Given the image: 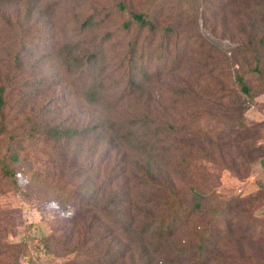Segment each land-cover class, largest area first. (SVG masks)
Wrapping results in <instances>:
<instances>
[{
	"label": "rangeland",
	"instance_id": "obj_1",
	"mask_svg": "<svg viewBox=\"0 0 264 264\" xmlns=\"http://www.w3.org/2000/svg\"><path fill=\"white\" fill-rule=\"evenodd\" d=\"M6 2L0 1V242L14 248L0 252V264H141L125 227L114 222L112 233L109 222L127 204L107 205L112 195L125 200L130 191L135 200L143 192L146 157L130 131V120L143 114L175 127L151 141L162 156V146L171 147L160 163L171 189L206 196L205 211L176 227L153 264L263 263L264 57L257 65L252 55L234 52L248 39L247 18L217 16L223 0H206L207 24L194 18L202 0ZM246 2L264 37V0ZM130 11L149 12L156 29H140ZM132 41L136 64L128 55ZM130 73L143 79L141 92H129ZM85 126L96 130L72 139L47 133ZM90 203L94 217L81 218Z\"/></svg>",
	"mask_w": 264,
	"mask_h": 264
},
{
	"label": "trees",
	"instance_id": "obj_2",
	"mask_svg": "<svg viewBox=\"0 0 264 264\" xmlns=\"http://www.w3.org/2000/svg\"><path fill=\"white\" fill-rule=\"evenodd\" d=\"M0 1H7L6 3H8L15 0ZM236 1L238 0H226V2L223 0V2H221V4L224 3L223 6L219 7L221 8V11L216 15H222V19H231L233 21H242L243 17L247 18L244 30L247 29V26L250 28V31L247 33L248 39L235 49V56L252 55L256 60V64L259 65L264 57V37L259 38V32L256 29L257 25L260 24L256 22L257 18L252 19L250 17V13L253 11L249 2H246L248 0H243L246 2L245 5L240 8L239 12H234L232 8L235 7ZM201 4L202 5L195 10L194 18L197 21V18L201 15L204 19V24H207L206 19L208 14H211V9L210 7H206V0H202ZM119 7L122 10H129L123 4H120ZM230 14L233 17H230ZM130 15L140 29H152L153 31L156 29V24L149 12L130 11ZM261 19H264V15H261ZM124 26L130 28V24L128 22ZM167 28L171 31L169 27ZM256 37L258 38L256 39ZM128 55L130 61L136 64L137 57L139 55L138 42H130ZM236 80L240 84L243 93L249 95L250 88L245 80V77L241 73L236 72ZM128 88L130 93L141 92L144 89L143 79H138L135 73H130ZM2 91L3 88H1V92ZM96 95L97 93L94 92L93 96ZM3 104L4 99L0 95V106ZM130 123L133 126V129H130L131 135L135 133L137 145L146 157L140 165V171H143L144 179L143 184H139V188L142 186L143 192L140 194V198L135 200L131 197L130 191L126 193L125 200L118 199L115 195H112L107 206L114 204H116V206H120L121 202V205L122 203L127 204V207H125L127 209L124 211L120 209L111 212L110 216L118 215L119 219H115L113 221L109 220V222L112 224L111 229L113 233L119 228L115 227L114 222L118 223L120 221V225L125 227L127 232L128 245H135L141 250L139 255V260L143 259V261H140L141 264H153L155 261H153L154 259L152 256H155V254L160 252V250H168L170 246L169 240L174 236L176 227L185 223L187 216L193 213H201L205 211L206 196L193 189L191 190V195L188 198L184 195H179L176 191L171 189L173 182L170 177L162 175L160 163L164 161L166 155L171 153V147L162 146L164 149L162 156V153L157 147H155L154 143H151V141L153 140V137L159 136L160 132L167 133L171 129L175 128L174 125L165 120L158 122L148 114L139 115L138 117L130 120ZM95 130L96 126H85L79 128L69 127L65 129L49 127L47 133L53 137H67L72 139L76 136L87 135L91 131ZM137 131L142 134H139ZM8 172H10V169H8ZM12 173L15 177H17L16 171H12ZM156 192H159L160 195H157ZM168 194L173 195V197H169ZM106 208H104L105 219L107 216ZM94 214L92 203H90L87 209L83 208L80 213L81 218L83 219L89 218L90 216V218H93ZM122 215H127V217L123 219ZM95 217L97 218L98 216L95 215ZM87 227H91V224L89 223ZM164 244L165 246H163ZM21 245L22 244H19L18 247ZM24 245L27 246L26 244ZM152 246L153 248H150ZM12 247L14 248V245L0 242V252H8ZM200 249H203L202 243L200 244ZM126 250L129 251L130 247ZM159 260L161 259L159 258ZM163 260H165V264L167 261H170L168 258ZM261 264H264V262Z\"/></svg>",
	"mask_w": 264,
	"mask_h": 264
},
{
	"label": "crops",
	"instance_id": "obj_3",
	"mask_svg": "<svg viewBox=\"0 0 264 264\" xmlns=\"http://www.w3.org/2000/svg\"><path fill=\"white\" fill-rule=\"evenodd\" d=\"M261 173H262V177H263V180H264V159L262 161V169H261Z\"/></svg>",
	"mask_w": 264,
	"mask_h": 264
}]
</instances>
